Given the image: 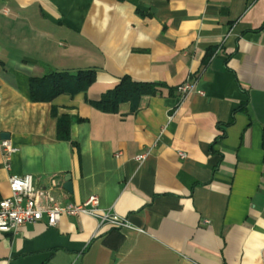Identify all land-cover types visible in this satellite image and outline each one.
<instances>
[{
    "label": "crops",
    "instance_id": "1",
    "mask_svg": "<svg viewBox=\"0 0 264 264\" xmlns=\"http://www.w3.org/2000/svg\"><path fill=\"white\" fill-rule=\"evenodd\" d=\"M84 71L87 92L32 102V78ZM126 77L162 88L96 110ZM13 176L125 226L44 219L0 233V264H264V0H0L1 201Z\"/></svg>",
    "mask_w": 264,
    "mask_h": 264
},
{
    "label": "built area",
    "instance_id": "2",
    "mask_svg": "<svg viewBox=\"0 0 264 264\" xmlns=\"http://www.w3.org/2000/svg\"><path fill=\"white\" fill-rule=\"evenodd\" d=\"M194 90L189 83L180 88L183 94H190ZM201 95L204 96L203 93ZM6 169H11V158L17 153L8 141L2 142ZM145 156L139 161H144ZM11 197L0 203V233L9 234L17 232L21 227L37 224L44 219L50 228H55L63 217L90 216L96 218L101 224L111 223L118 227L125 226V222L99 214V199L91 197L86 203L78 205L69 203L61 205L51 190L38 188L32 176H13L9 180Z\"/></svg>",
    "mask_w": 264,
    "mask_h": 264
},
{
    "label": "trees",
    "instance_id": "3",
    "mask_svg": "<svg viewBox=\"0 0 264 264\" xmlns=\"http://www.w3.org/2000/svg\"><path fill=\"white\" fill-rule=\"evenodd\" d=\"M95 83V71L79 72L77 75L53 72L42 78H32L30 81L32 102L52 103L60 96L75 97L87 92ZM161 88V85L135 83L126 77L113 90L103 95L100 101L92 102V105L103 113L116 114L121 105L130 104L132 111L136 112L142 97L156 96ZM58 137L61 141L71 140L70 122L67 119L59 121Z\"/></svg>",
    "mask_w": 264,
    "mask_h": 264
},
{
    "label": "water",
    "instance_id": "4",
    "mask_svg": "<svg viewBox=\"0 0 264 264\" xmlns=\"http://www.w3.org/2000/svg\"><path fill=\"white\" fill-rule=\"evenodd\" d=\"M2 139L4 141H6L7 139H9V136L8 135H2ZM64 189L71 193L72 192V184L67 181L66 185L64 186Z\"/></svg>",
    "mask_w": 264,
    "mask_h": 264
}]
</instances>
